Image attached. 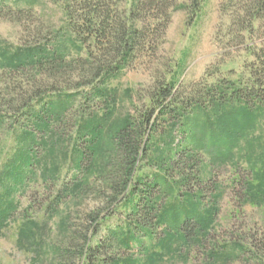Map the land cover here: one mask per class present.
I'll list each match as a JSON object with an SVG mask.
<instances>
[{
	"label": "rangeland",
	"instance_id": "obj_1",
	"mask_svg": "<svg viewBox=\"0 0 264 264\" xmlns=\"http://www.w3.org/2000/svg\"><path fill=\"white\" fill-rule=\"evenodd\" d=\"M200 1L94 78L112 59L75 30L81 0H0V264H264V84L246 52L264 49V10L252 25L247 0ZM140 12L134 29L157 15ZM169 84L179 101L124 189L116 136Z\"/></svg>",
	"mask_w": 264,
	"mask_h": 264
},
{
	"label": "trees",
	"instance_id": "obj_2",
	"mask_svg": "<svg viewBox=\"0 0 264 264\" xmlns=\"http://www.w3.org/2000/svg\"><path fill=\"white\" fill-rule=\"evenodd\" d=\"M177 0H140L134 8H132L127 15L117 12L114 14V10L111 8L110 3H106L105 0H81L82 12L79 15L74 16V12L69 10V15L74 17L75 30L84 35L85 41L93 39L95 45H101L100 48L106 55H109L111 62L104 64L100 63L91 70L94 71L93 77L99 78L103 74L112 73L119 68L129 53L135 49V42L138 38L145 40H151V32L154 30L167 29L171 21L172 9L175 7ZM200 0H191V11L193 15L198 11L200 7ZM147 8L157 12L156 18H149L146 25H143L140 29H134L132 22L139 19L141 16V10ZM264 10V5L260 4L259 0H247L246 9H243L245 15H249L252 20L263 17L260 13ZM244 15V16H245ZM253 25V24H252ZM251 27L253 28L254 26ZM246 29V28H245ZM86 36L88 38H86ZM245 39V36H241ZM247 54L254 57V61L248 64L247 67L250 70V75L254 79V82L259 85L264 84V49L259 48L254 43L246 45ZM59 60L64 62V57L59 55ZM115 59V60H114ZM117 62L116 66L113 63ZM152 108L141 115L137 120L130 121L127 126L122 127L117 136L118 147L124 151L125 161L128 165V180L125 183L124 189L128 186L129 177L134 170V166L141 155L142 142L146 139L147 135L153 126H155L153 120L155 119V113L159 109L162 113L170 104L179 101V90H174L172 85L162 86L155 95L151 96ZM182 102L181 105H183ZM194 103V100L190 101V104ZM156 185H161V181L156 180ZM192 217L186 218L181 225L182 232L185 237L196 230L200 222L196 221L197 226L192 227L194 223L191 221ZM195 220V219H194ZM192 222V223H191Z\"/></svg>",
	"mask_w": 264,
	"mask_h": 264
}]
</instances>
